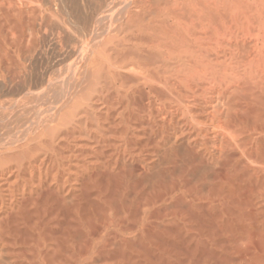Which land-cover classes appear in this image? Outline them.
<instances>
[{
	"label": "bare ground",
	"instance_id": "1",
	"mask_svg": "<svg viewBox=\"0 0 264 264\" xmlns=\"http://www.w3.org/2000/svg\"><path fill=\"white\" fill-rule=\"evenodd\" d=\"M5 5L0 264H264V0Z\"/></svg>",
	"mask_w": 264,
	"mask_h": 264
},
{
	"label": "rangeland",
	"instance_id": "2",
	"mask_svg": "<svg viewBox=\"0 0 264 264\" xmlns=\"http://www.w3.org/2000/svg\"><path fill=\"white\" fill-rule=\"evenodd\" d=\"M1 2H2V3L4 2V3L2 4ZM0 5L3 6V7H5V6H6V5H5V0H0Z\"/></svg>",
	"mask_w": 264,
	"mask_h": 264
}]
</instances>
